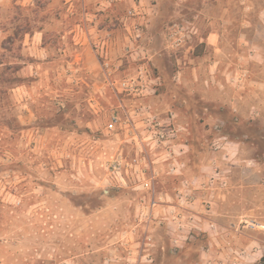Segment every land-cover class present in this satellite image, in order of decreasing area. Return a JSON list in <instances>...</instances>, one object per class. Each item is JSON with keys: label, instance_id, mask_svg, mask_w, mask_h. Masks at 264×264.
<instances>
[{"label": "rangeland", "instance_id": "374dc122", "mask_svg": "<svg viewBox=\"0 0 264 264\" xmlns=\"http://www.w3.org/2000/svg\"><path fill=\"white\" fill-rule=\"evenodd\" d=\"M221 1L0 0V264H264V0ZM140 104L184 128L150 189Z\"/></svg>", "mask_w": 264, "mask_h": 264}, {"label": "built area", "instance_id": "2783aa9c", "mask_svg": "<svg viewBox=\"0 0 264 264\" xmlns=\"http://www.w3.org/2000/svg\"><path fill=\"white\" fill-rule=\"evenodd\" d=\"M122 87L128 91H134V81L127 80L122 83ZM129 129L131 132L132 144L135 146V152L132 156V167L131 172L139 177L141 181L140 186L144 189L152 188V180L154 176H146V168L151 163L144 154L145 148H149L153 151L162 150L163 162H167V170L169 174L179 175L181 169L184 167V163L178 159V154L173 148V141L175 137L178 136L179 132L183 131V127L176 124L172 117H167L165 119H160L150 109L149 106L140 104L133 108V112L128 114L126 120H123L119 114H113L110 121L107 124V129L113 131L117 129V126ZM150 161V162H149ZM113 165L117 168L119 173L122 166H128L129 163H124L122 160H118ZM141 165L144 168H140ZM132 168H134L132 170ZM147 168V169H148ZM132 174V175H133ZM218 180L219 178L209 179L210 183L212 181ZM220 185L225 187L227 185L226 181L220 180Z\"/></svg>", "mask_w": 264, "mask_h": 264}, {"label": "crops", "instance_id": "0c3cea01", "mask_svg": "<svg viewBox=\"0 0 264 264\" xmlns=\"http://www.w3.org/2000/svg\"><path fill=\"white\" fill-rule=\"evenodd\" d=\"M208 1H211V2L206 3V0H203V4L205 7L212 5L214 8L227 9L226 4L223 5L224 7H222V4H221L222 1L221 0H208ZM209 3H211V4H209ZM214 15L215 16H213V20L211 22V24L213 26H212L211 30L209 31V33L206 35L205 40L207 42L206 44L208 45V47H211L212 50H214V52H215L214 54L219 55L222 51L221 46H223V44L226 41V37H225L226 32H225V28L221 31L215 27L214 22H215V20H218V19L216 18L215 13H214ZM217 16L219 17V19H221L222 23H224L223 25H226L225 23H228L230 21L229 17L219 16L218 13H217ZM245 37H247V36H245ZM247 38L244 40H247Z\"/></svg>", "mask_w": 264, "mask_h": 264}, {"label": "trees", "instance_id": "16d2710c", "mask_svg": "<svg viewBox=\"0 0 264 264\" xmlns=\"http://www.w3.org/2000/svg\"><path fill=\"white\" fill-rule=\"evenodd\" d=\"M261 260L264 261V257Z\"/></svg>", "mask_w": 264, "mask_h": 264}]
</instances>
